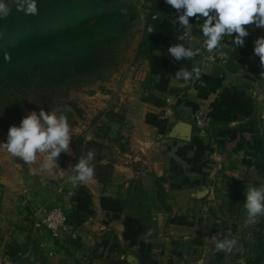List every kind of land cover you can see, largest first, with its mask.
<instances>
[{"label":"crops","instance_id":"crops-1","mask_svg":"<svg viewBox=\"0 0 264 264\" xmlns=\"http://www.w3.org/2000/svg\"><path fill=\"white\" fill-rule=\"evenodd\" d=\"M245 27L249 35L242 46L245 49L243 61L237 71H226L224 83H241L245 77L252 79L250 91L257 103V125L264 137V67L254 54V42L264 37V28ZM140 39L141 36L124 70H116L103 90H96L102 99L107 132L113 122H118L120 127L112 141H108L107 135L106 148L102 152V163L112 164L108 184L104 186L94 178L88 184L79 185L90 191L95 214L79 228L66 225L56 236L37 225L36 210L41 205L53 203L65 188L71 187L68 177L72 173L68 168L76 164L72 150L71 155L65 153L68 159L64 168L59 165L62 171L53 175L40 173L44 179L60 178L62 183H0V264H139L137 247H128L123 239L122 221L111 219L100 206L102 195L117 193L128 197L126 213H142L146 236L153 244L152 254L159 264L252 262L257 244V223L264 222V216L255 224L247 223L243 204L249 185H264V169L254 163L250 152L246 154L244 149L222 151L216 147L210 155L214 163L205 184L171 189L166 182L170 211H165L157 200L156 177L168 175L172 158L182 162L175 154V140L179 143L187 135L192 137L196 127L194 112L178 104L180 95L157 90L147 62L134 61ZM228 48L226 45L227 51ZM196 63L202 67V73L208 75L221 69L218 65L202 64L197 60ZM171 83L183 82L172 78ZM188 95L189 99H195L192 91ZM195 100L201 109L207 106L206 101ZM111 110L118 117L107 116ZM149 112L167 119L164 133L146 123ZM186 174L193 179L192 174ZM202 191H206L205 195L198 197ZM30 210H34L33 214ZM178 217L181 223L178 220L171 222L170 219ZM149 229L151 236L147 235ZM110 231L118 237L124 253L110 252L109 244H103V235ZM212 237L221 240L234 237L237 247L230 254L218 252L211 242Z\"/></svg>","mask_w":264,"mask_h":264},{"label":"trees","instance_id":"trees-1","mask_svg":"<svg viewBox=\"0 0 264 264\" xmlns=\"http://www.w3.org/2000/svg\"><path fill=\"white\" fill-rule=\"evenodd\" d=\"M37 5V15H25L16 10L13 0L8 4L11 14L0 19V31H6V35L0 38V118L16 115L21 109L20 94L26 90L62 85L103 66L118 65L121 44L138 25H142V33L134 61L147 62L151 81L157 90L167 93L177 70L182 67L191 70L198 66L194 59L175 61L168 54L167 49L172 44L181 42L176 37L182 33L179 24L174 22L179 13L165 0H141L140 9L130 0H37ZM125 9L126 14L122 11ZM155 13L159 16L153 18ZM189 22L199 28L203 20L190 18ZM149 26L154 29L152 33L147 31ZM199 33L202 36L200 30ZM232 39L225 37L222 42L224 48L229 46V58L224 67L214 74L202 73L200 80L176 93L180 95L178 104L189 107L194 113L201 109L195 99L206 101L207 106L202 110L209 118V125L206 138L200 137L194 128L190 140L179 143L175 140V154L182 162L172 158L168 175L156 177V198L165 211L171 210L165 183L168 182L171 189L205 184L214 163L210 155L216 147L222 151L244 149L246 154L250 152L254 163L264 169V137L257 125V103L250 91L252 79L245 77L241 83H224L226 71H237L245 55L244 47L235 46ZM5 51L12 57L10 63L4 61ZM189 91L193 92L195 99H189ZM70 104L72 109L65 110V115L74 126L77 121L73 115L82 118L84 111L74 102ZM101 115L103 112L91 123L96 125L92 136L87 139L84 134H72L70 147L76 163L88 150L95 151L94 178L105 186L112 175V164L102 163L108 124L100 120ZM106 115L118 117L113 110ZM145 121L160 133L167 129V119L160 114L149 112ZM234 122L237 124L231 125ZM67 159L68 156L61 153L59 165L64 166ZM186 172L192 174L193 179ZM69 191L74 195L69 197ZM53 202L62 208L65 224L74 229L95 214L92 195L85 186L65 188ZM127 204L128 197L120 193L100 197L102 210L111 219L122 221L123 239L128 247H137L139 264H159L152 254L153 244L146 236L142 213H126ZM243 216L246 218L245 209ZM170 220L182 222L179 217ZM103 238V244H109L110 252H125L112 231L105 233ZM256 238L255 255L250 264H264L263 221L257 223Z\"/></svg>","mask_w":264,"mask_h":264},{"label":"clouds","instance_id":"clouds-1","mask_svg":"<svg viewBox=\"0 0 264 264\" xmlns=\"http://www.w3.org/2000/svg\"><path fill=\"white\" fill-rule=\"evenodd\" d=\"M16 10L25 15H37V0H14ZM177 13L174 19L183 31L176 39L180 43L172 44L168 54L175 60L193 59L200 51V37L192 35L190 18H195L203 23L199 25L202 33L203 48L208 53L216 52L223 47L225 37H233L235 46H243L244 38L249 35L245 26L255 25L264 28V0H165ZM126 14V9L122 10ZM11 14V8L6 0H0V19H6ZM148 33L154 29L149 26ZM6 31H0V38ZM254 54L260 59L264 67V37L254 42ZM11 55L5 51L4 61L11 62ZM264 74V73H262ZM202 75V67L194 66L191 70L180 68L175 72V80L183 81L184 86H189ZM201 86H204L203 83ZM72 142L71 126L62 109L45 111L40 109L39 114L32 111L26 114L19 126H10L6 142L0 143V149L6 151L11 157L21 160L29 166L32 174H55L59 167L61 153L71 155ZM95 151L88 150L82 155L75 165H69L71 175L68 183L74 189L82 184H88L95 177ZM39 161V169L32 166ZM62 171V170H61ZM237 178H240L236 176ZM74 192L69 191L71 197ZM246 200L243 204L246 212V222L255 224L259 217L264 216V185L259 187L249 185L245 191ZM152 235V230L147 232ZM211 242L218 252L230 254L237 247L236 238L217 239L212 237Z\"/></svg>","mask_w":264,"mask_h":264},{"label":"rangeland","instance_id":"rangeland-1","mask_svg":"<svg viewBox=\"0 0 264 264\" xmlns=\"http://www.w3.org/2000/svg\"><path fill=\"white\" fill-rule=\"evenodd\" d=\"M12 1L13 0H6V3L9 4ZM130 1L136 4L140 9L141 0ZM141 26L142 25H138L135 32L127 36L121 44L120 50L122 54L121 61L118 65L103 66L96 71L77 76L62 85L54 87L46 86L38 89L32 88L21 93L19 99V106L21 109L16 111V115H6L0 118V143L6 142L9 127L13 125L19 126L22 118L26 114L32 111L39 114L41 108L46 112L54 111L59 108L62 109L63 114H65V110L72 109L70 104L71 101L84 111L82 118H79L75 114L73 115L72 118L77 121V124L74 126L70 125L71 134H84L87 139L90 138L96 126L91 125V123L98 114L103 112L102 99L96 94V90L101 92L111 80L112 75L116 73V70L120 68L124 70L141 36ZM100 120L104 121L103 116L100 117ZM32 167L38 170L39 161ZM48 181H51V183H62L60 178L52 181L42 178L40 174L30 173L28 165L24 164L19 158L15 159L6 151L0 149V183H48ZM55 208L61 207L54 202L41 205L39 209L36 210L35 215H39L42 210ZM38 224L40 227L45 228L43 223L39 220L37 225Z\"/></svg>","mask_w":264,"mask_h":264},{"label":"built area","instance_id":"built-area-1","mask_svg":"<svg viewBox=\"0 0 264 264\" xmlns=\"http://www.w3.org/2000/svg\"><path fill=\"white\" fill-rule=\"evenodd\" d=\"M158 16L159 14L157 13L152 15L153 18H156ZM178 29L180 31H183L180 25L178 26ZM191 32L193 36L201 38L200 51L193 58L194 60H197L202 64L207 63V64L218 65L220 67H224L227 64L229 58V52L224 47L217 50L216 52L208 53L203 48V40H202V36L199 33V28L193 24ZM167 101L169 102L170 99H167ZM193 121L195 127L197 128L198 135L200 137L207 136V127L209 125V118L207 114L202 109H200L194 113ZM36 217L39 221L43 223L44 227L55 236L58 234V231L61 228H64L66 226L65 214L61 208L42 210L40 211L39 215H36Z\"/></svg>","mask_w":264,"mask_h":264},{"label":"water","instance_id":"water-1","mask_svg":"<svg viewBox=\"0 0 264 264\" xmlns=\"http://www.w3.org/2000/svg\"><path fill=\"white\" fill-rule=\"evenodd\" d=\"M187 87L188 86H184V83H181V84H173V83H171L169 85V87H168V93L169 94H175V93H178L180 91H183ZM119 127H120V124L118 122H113L111 124V127H110L109 131L107 132L108 141H112L113 139H115L117 137ZM190 139H191V137L187 135L184 140L188 141ZM205 193H206V191L199 192L198 193V197L204 196Z\"/></svg>","mask_w":264,"mask_h":264}]
</instances>
